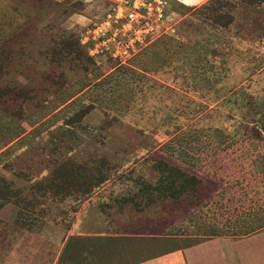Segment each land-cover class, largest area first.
Returning <instances> with one entry per match:
<instances>
[{
    "label": "rangeland",
    "instance_id": "obj_1",
    "mask_svg": "<svg viewBox=\"0 0 264 264\" xmlns=\"http://www.w3.org/2000/svg\"><path fill=\"white\" fill-rule=\"evenodd\" d=\"M199 176L264 205V0H0V264H87L57 226Z\"/></svg>",
    "mask_w": 264,
    "mask_h": 264
},
{
    "label": "crops",
    "instance_id": "obj_2",
    "mask_svg": "<svg viewBox=\"0 0 264 264\" xmlns=\"http://www.w3.org/2000/svg\"><path fill=\"white\" fill-rule=\"evenodd\" d=\"M180 2L193 6L200 0ZM171 14L179 15L174 9ZM232 184L224 177L199 176L179 196L163 190L150 205L143 200L140 210L114 218L101 205L105 197L93 215L85 218L83 209L69 227L57 226L50 236L65 247L79 240L87 264H264V205L255 212L252 204L257 203ZM139 186L133 194L141 191ZM88 243L95 245L94 255L86 252ZM105 250L112 257L106 263Z\"/></svg>",
    "mask_w": 264,
    "mask_h": 264
}]
</instances>
